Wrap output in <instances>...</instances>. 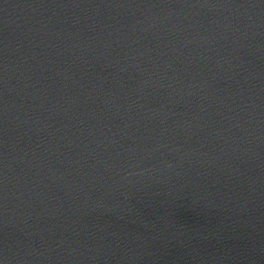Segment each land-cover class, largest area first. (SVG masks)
Masks as SVG:
<instances>
[{
    "label": "water",
    "instance_id": "1",
    "mask_svg": "<svg viewBox=\"0 0 264 264\" xmlns=\"http://www.w3.org/2000/svg\"><path fill=\"white\" fill-rule=\"evenodd\" d=\"M0 264H264V0H0Z\"/></svg>",
    "mask_w": 264,
    "mask_h": 264
}]
</instances>
